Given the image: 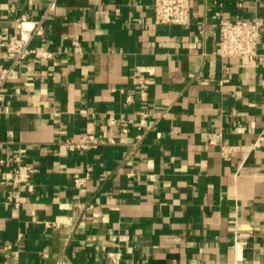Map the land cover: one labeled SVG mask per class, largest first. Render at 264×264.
I'll return each mask as SVG.
<instances>
[{
    "label": "crops",
    "instance_id": "crops-1",
    "mask_svg": "<svg viewBox=\"0 0 264 264\" xmlns=\"http://www.w3.org/2000/svg\"><path fill=\"white\" fill-rule=\"evenodd\" d=\"M190 1L186 25L155 23L153 0H59L46 16L30 44L56 65L25 60L0 105V264H264V0ZM45 2L0 0V67ZM240 18L262 24L257 57L219 58L220 19ZM85 133L106 143L63 146ZM15 154L34 167L18 208Z\"/></svg>",
    "mask_w": 264,
    "mask_h": 264
},
{
    "label": "built area",
    "instance_id": "built-area-1",
    "mask_svg": "<svg viewBox=\"0 0 264 264\" xmlns=\"http://www.w3.org/2000/svg\"><path fill=\"white\" fill-rule=\"evenodd\" d=\"M59 0H46L42 15L31 21L29 25H23L25 19L21 18L16 21L18 33L9 36L5 42V57L7 63L0 67V105L4 101L7 83L15 81L19 77L20 67H22L25 60L31 58L35 61H48L52 65H56L55 52L48 48L46 44L31 45L30 41L33 37L42 36L44 33V20L46 16L55 10ZM153 17L157 24H179L186 25L190 19V0H153ZM261 22L258 19L246 20L240 19H220L218 24V42L213 51L219 58H247L250 61L257 57V44L260 39ZM76 43V41H72ZM138 76L140 98L145 99L147 91L144 86L151 83V79L144 76V72L151 73L147 68L140 70ZM81 112H84L81 111ZM108 123L114 124L115 117L108 115ZM214 134L210 138V142L215 144ZM115 140L109 139V142ZM106 143V141L99 136L92 133H85L78 139L67 137L62 141L63 146L69 151H82L97 148L99 145ZM219 153L222 157L227 158L235 151L237 146L226 145L221 143L219 145ZM14 165L12 167V175L9 183V200L16 208L21 204V189L23 186L28 191L34 190L32 183V174L34 167L31 163L24 162L20 154L14 155ZM6 161L5 157H0V164ZM90 168L84 175H78L73 178V184L79 188L87 183L89 178ZM16 256V252L14 253ZM10 264V263H9ZM15 264V263H14Z\"/></svg>",
    "mask_w": 264,
    "mask_h": 264
}]
</instances>
